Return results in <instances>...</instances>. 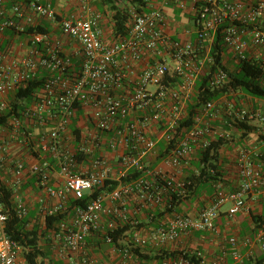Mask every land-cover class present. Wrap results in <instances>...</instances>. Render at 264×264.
<instances>
[{
  "label": "built area",
  "instance_id": "1",
  "mask_svg": "<svg viewBox=\"0 0 264 264\" xmlns=\"http://www.w3.org/2000/svg\"><path fill=\"white\" fill-rule=\"evenodd\" d=\"M157 1L159 6L147 12L132 8L125 36L105 43L100 28L103 14L92 7V0H77L76 12L64 17L47 0H17L10 9L6 0H0V33L11 30L29 36L26 56L20 59L10 58L6 53L0 56V116L12 112L0 126L11 127L21 145L32 144L39 155L46 153L63 181L60 188L50 184L52 164L48 160L28 168L20 157L11 160L12 180L0 179V187L11 192L9 207L0 194V264H20L21 253L26 251L8 230L11 219L22 220L28 214L19 194L26 175L36 179L46 196L58 200L48 208L39 197L37 202L44 216L67 211L69 200L90 195L104 186L106 180L116 178L112 180L118 182L116 188L99 193L84 206L71 207L68 216L54 226L60 255L72 253L83 262L86 237L93 233L101 234L106 243L115 244L112 234L120 224H131L134 227L131 245H115V251L121 256L120 264H138L133 248L149 244L159 247L178 241L188 232L214 231L223 206L228 205L226 213L231 217L243 210L249 196H264V150L241 145L235 156L238 186L230 191L216 180L209 205L196 217L171 211L168 221L146 236L136 230L137 221L127 217L123 208L125 196L136 194L141 207H150L162 204L164 193L173 191V186L180 197L187 194L189 183L178 177L189 157L196 150L207 149L215 139L231 138L229 130L212 124L221 113L229 127L252 128L264 148V100L249 95L244 99L239 95L241 91L225 93L224 104L219 100L204 103L190 127L180 125L187 117L186 106L202 73L209 76L210 90L220 89L229 81L223 68H212L210 51L218 34L226 49L221 55L224 61L258 64L264 84V0H196L192 18L194 41L175 40L164 33L162 8L169 0ZM42 22L56 24L62 35L80 46L81 64L76 77L69 73L73 63L64 54L60 39H52L46 29L26 32L28 28L44 29ZM141 63L143 66L139 67ZM42 70L47 78L35 91L33 105L13 112L8 95L24 87ZM229 94L234 100L227 99ZM76 105L80 111L88 110L87 129L79 131L78 138L73 130L69 131L78 119ZM26 120L46 130L34 134L33 130L25 129ZM159 140L166 143L162 162L173 170L171 173L149 163L157 158ZM6 149L0 137V152ZM78 156L82 157L80 161ZM130 169L141 171L143 176L130 183L120 182ZM147 178H157L163 183L161 187H153ZM254 244L264 251V221L254 240L228 237V248L216 258L205 259L197 251L194 254L198 263H194L182 252L167 257L164 264H229V258L233 264H242L244 256L238 247L247 249L251 255ZM79 257L70 264H81Z\"/></svg>",
  "mask_w": 264,
  "mask_h": 264
},
{
  "label": "crops",
  "instance_id": "2",
  "mask_svg": "<svg viewBox=\"0 0 264 264\" xmlns=\"http://www.w3.org/2000/svg\"><path fill=\"white\" fill-rule=\"evenodd\" d=\"M17 0H6L7 9H10L11 5ZM51 3V6L61 17H64L70 13H74L77 10V0H47ZM97 0H92V7L98 10L99 5H97ZM145 3V10H150L159 6L157 0H143ZM128 4V10L130 11L133 6L131 0H119L116 5L120 9H126L125 5ZM196 0H169L166 5L163 6L162 12L165 17V22L163 26L164 33L171 37L172 39L179 41H194L196 34L194 33V27L192 23V18L194 14V7ZM105 11L103 14V20L101 22V38L105 43H109L115 40L113 37L112 27L113 23L111 17L113 11L109 9L108 5L102 7ZM44 29L49 32L52 39L58 38L63 42V52L65 55L69 56L71 59H79L80 46L69 39L68 37L62 35L56 24L42 22ZM190 32L187 34V32ZM29 46V36L28 34H15L11 30H6L0 33V56L6 53L10 58L20 59L26 56L27 49ZM143 64H139V67ZM39 75H46L45 71H40ZM16 91H12L8 95V103L15 101ZM242 98H249L245 93L239 94ZM238 96V95H237ZM225 95L221 96L218 100L220 103H225ZM227 99L234 100L233 95L229 94ZM19 105L21 106L19 110H23L28 106L33 105L32 101L20 100ZM87 109L80 111L76 123H72L69 127V131L73 130V127L77 128L79 131L83 132L87 129L86 113ZM226 118L221 113L215 121L212 123L213 126L217 128H222L224 130H229L232 138L230 142H225L218 149L219 160L218 168L222 173L223 185L226 189L233 191L239 184L238 175L235 167V156L237 148L241 145L246 146H256L261 150L263 147L259 144L258 137L252 128L249 130H244V128L229 127L226 124ZM10 121H7L9 124ZM26 130H33L34 134H38L41 131H45V128H40L37 125L32 124L30 121L26 120L23 123ZM86 126V127H85ZM156 136V135H155ZM0 137L5 142L6 151L0 152V179L3 181L12 180V174L10 171V162L15 158H21L24 161L25 167L28 168L31 164L48 160L51 166L50 172V184L54 188H60L62 186V179L58 175L57 168L52 159L46 153H41L42 155L30 156L25 155L27 149L20 152L23 145L19 143L16 139L17 136L13 135L11 127L0 126ZM158 154L157 158L149 161L152 167H160L167 173L173 172V170L164 165L162 162V157L166 154V143L163 140H159L157 143ZM40 150V149H39ZM201 150H196L192 156L189 157L188 163L183 170V173L178 177L179 180L186 179L188 177H195L199 174L201 168L205 165L201 161L199 152ZM49 158V159H48ZM112 180L116 178H111ZM153 187H157L153 182ZM20 197H22L25 202L28 213H34V216L30 219L29 227L33 226L38 217L43 219V212L40 210V204L37 202L39 197L45 200L44 207H51L57 203L56 198H51L46 196L42 190L37 185L36 179L25 176L24 183L19 190ZM214 194V185L212 182L207 183L206 186L201 188L200 192L194 191L190 195V198L182 200L177 206L173 207L172 212L179 213L183 216L196 217L198 212L209 205L212 196ZM164 199H169L165 194ZM123 208L126 212L129 220H136L137 226L136 230L142 235L146 236L152 229H155L163 224H165L171 217L172 212L166 207L165 202L162 204L141 207L137 201L136 194L125 196L123 200ZM228 205L221 208L219 216L215 221V230L210 232H188L182 235L178 241L174 243H167L156 247L154 245H146L145 247H136L132 251L134 257L138 264H164V261L171 253L179 254L180 252H186L188 254H194L195 252H200L205 257V259H212L218 257L222 254L223 249H227L226 239L230 236H236L238 239L244 237H250L254 240L256 237V230L259 228L261 223L264 221V196L263 194L258 196H249L245 201V207L242 211L238 212L236 215L231 217L227 216L226 210ZM167 209V210H166ZM159 213H162L158 215ZM127 226V230L124 231L121 237L115 244H108L104 241L103 236L98 233H93L86 237L85 244V260L81 257L72 254L65 253L63 256L59 253V242L55 239L54 230L49 229L45 236L40 237L39 246L41 250V255L36 259V263L39 264H70L71 260L80 258L81 264H120L121 256L115 251V245L119 246H130V236L134 231V227L131 224L123 223L119 227ZM44 227V226H43ZM42 227V228H43ZM45 228V227H44ZM241 250L244 260L253 259L258 253H263L257 245H253L252 254H247V249L243 247H238ZM229 264H233V260L229 258ZM20 264H28L25 261L24 255L21 253Z\"/></svg>",
  "mask_w": 264,
  "mask_h": 264
},
{
  "label": "trees",
  "instance_id": "3",
  "mask_svg": "<svg viewBox=\"0 0 264 264\" xmlns=\"http://www.w3.org/2000/svg\"><path fill=\"white\" fill-rule=\"evenodd\" d=\"M118 1L119 0H97V4L99 5L98 12L105 14V11L103 12L102 9V7L105 5H108L109 9L113 11L111 21L113 23V37L115 38V40L125 36L128 20L130 18L129 10L127 11L125 9L118 8V6L116 5ZM131 4L137 12H147V10H145V3L143 0H131ZM26 32H45V29H43L42 27L28 28ZM222 53H226V49L218 34L215 37L213 47L210 51V55L214 60V65L212 66V68H223L228 74V83L220 89L210 90L208 86L209 76L205 73H202L195 83V94L186 106L187 117L180 122L181 127H190L193 124V119L196 118V116L199 114V109L204 103L212 100H218L225 93L231 91H241L249 96L264 100V84L261 81L262 71L260 69V66L255 63H251L250 61H245L239 64H233L229 60L225 62L224 58H222L221 56ZM71 61L73 63V66L69 73H71V76L76 77L80 69L81 61L75 58H72ZM46 78L47 75H39L29 81L24 87H19L18 89H16L15 101L11 103L12 111L16 112L20 109L21 106L19 105V101L21 99L24 101H32L35 91L40 88ZM76 108L78 113H80V107L76 105ZM11 113L12 112H7L5 115L0 116V125L6 122ZM74 123H76V121H73V124ZM238 127L241 128L240 126ZM73 131L78 138L79 130L73 127ZM225 142L226 140L224 139H215L210 142V145L207 149L201 150L199 152L201 161L205 164V166L201 168L197 176L184 179L189 183L186 185L187 194L185 196L180 197L177 194V190L174 186L173 191L170 189L168 193H164L168 198L170 197L168 200L163 198L169 211L173 210V207L177 206L182 200L188 199L192 192H200L201 188L203 186H206L207 183H214L216 180H220L223 182L222 173L218 168V149ZM46 157H48V155H46ZM77 159L78 161H80L82 157L78 156ZM51 162L54 163L53 160ZM262 162H264V154L262 156ZM211 170L213 171L212 173L210 172ZM142 176L143 174L141 171L130 169L127 171L125 177H122L119 180L120 182L126 184L138 180ZM147 180L153 182L155 185H157V187H161V184L163 183L157 178H147ZM117 186L118 182L106 180L104 186L96 188L90 195H86L78 200H69L67 211L75 205L84 206L91 198L96 197L99 193L103 191H111ZM174 189L176 191H174ZM0 194L2 195V200L4 201L6 206L9 207V198L11 195L10 190L4 186H1ZM169 205L171 208L169 207ZM67 211L63 213L45 215V228L43 226V228H41L38 221L30 228L26 227L30 223V219L34 216L33 212L28 213L27 216L22 220H18L16 218L11 219L8 227L9 233L11 234L13 239H15L22 247L25 248L26 251L24 254V258L28 264H37L36 259L39 255H41L39 246L40 237L45 236L47 230L49 229H53L55 231V224L68 216ZM160 214L162 213H159L158 215ZM127 228V226L119 227L112 234L113 241L117 242L122 233L126 231ZM184 254L185 257H188L194 263H198V260L195 258V254H188L186 252H184ZM176 255L177 254L171 253L170 257H175ZM242 264H264V254L258 253V255L253 259H243Z\"/></svg>",
  "mask_w": 264,
  "mask_h": 264
},
{
  "label": "rangeland",
  "instance_id": "4",
  "mask_svg": "<svg viewBox=\"0 0 264 264\" xmlns=\"http://www.w3.org/2000/svg\"><path fill=\"white\" fill-rule=\"evenodd\" d=\"M125 7H126L125 10L128 11V8H127L128 4H126ZM103 12H104V10H103ZM231 138H232V136H231ZM230 141H231V139L226 140V142H230ZM33 147L34 146L32 144H26V146H23V148L20 149V152L24 151L25 149H27V152L24 153L25 155L27 154V155H30V156H38L39 155L38 151L36 149H33ZM40 155H42V154L40 153ZM21 159H22V157H21ZM37 221L39 223V226L42 228V226H44V219H41V217L40 218L38 217ZM26 227L30 228L29 225H27ZM23 253L25 254V252H23ZM214 258H216V257H214Z\"/></svg>",
  "mask_w": 264,
  "mask_h": 264
}]
</instances>
